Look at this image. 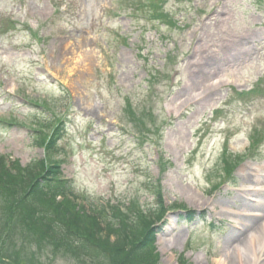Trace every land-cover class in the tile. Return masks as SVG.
Here are the masks:
<instances>
[{"label":"rangeland","instance_id":"rangeland-1","mask_svg":"<svg viewBox=\"0 0 264 264\" xmlns=\"http://www.w3.org/2000/svg\"><path fill=\"white\" fill-rule=\"evenodd\" d=\"M0 159L55 162L79 211L162 201L160 264H218L238 225L205 204L261 211L240 173L264 169V0H0ZM2 200L0 264H118L31 240Z\"/></svg>","mask_w":264,"mask_h":264},{"label":"trees","instance_id":"trees-1","mask_svg":"<svg viewBox=\"0 0 264 264\" xmlns=\"http://www.w3.org/2000/svg\"><path fill=\"white\" fill-rule=\"evenodd\" d=\"M54 146L53 141L48 147L49 152ZM221 162L224 168L225 164L231 166L225 159ZM233 167L228 170L227 176ZM0 170L3 171L0 173V198L6 201L4 207L8 216L16 219L11 227L18 225V229L27 228L34 233L31 240L43 239L56 245L64 242V246L85 249L86 257L90 256L88 252H94L91 256L96 258L104 255L97 248V245L104 243L111 247V263L118 256V264H160L153 248L156 238L152 226L154 220L147 214L160 220L165 214L162 201L159 209L140 211L134 205L135 211L126 209L128 214L115 207L112 208L114 211L111 209V216L102 208L91 212L82 208L79 211L72 208L68 199L73 193L72 184L60 180L61 173L55 162H38L13 174L0 159ZM14 170L18 172L20 169ZM58 198L61 200L58 201ZM73 226L77 233L70 230ZM76 236L77 240L74 238ZM132 242L136 243L135 246ZM135 251L140 252V255Z\"/></svg>","mask_w":264,"mask_h":264},{"label":"bare ground","instance_id":"bare-ground-1","mask_svg":"<svg viewBox=\"0 0 264 264\" xmlns=\"http://www.w3.org/2000/svg\"><path fill=\"white\" fill-rule=\"evenodd\" d=\"M260 172L264 173V169L257 170L255 175L249 174L243 169L240 177L243 178L244 182H251L252 186L264 184V174ZM235 180L234 176L232 181ZM238 194H242L244 198L246 195L247 197L250 196L249 193L238 192ZM257 196L262 198L260 203L255 205L261 209L257 214H264V193H259ZM212 201L211 204H205L204 208L209 210L212 208L210 211H213L220 220H226V215L231 216L235 224L238 225L237 228L231 227L232 232L224 239L219 253L221 261L218 264H264V217L262 219L258 217L259 215H254L255 219L252 213H256V211L249 212L250 215L242 212H231L230 207H222V204L224 205L226 202L223 196L214 198ZM247 206L252 207L246 202L244 207Z\"/></svg>","mask_w":264,"mask_h":264}]
</instances>
